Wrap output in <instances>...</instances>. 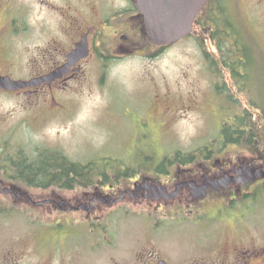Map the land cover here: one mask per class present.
<instances>
[{
    "label": "flooded vegetation",
    "instance_id": "1",
    "mask_svg": "<svg viewBox=\"0 0 264 264\" xmlns=\"http://www.w3.org/2000/svg\"><path fill=\"white\" fill-rule=\"evenodd\" d=\"M113 1L0 0V75L54 77L0 94L62 113L97 64L104 74L128 55L167 48L149 42L135 0ZM162 103L149 110L154 122H169L171 103ZM245 111L215 122L195 148L149 163L150 172L141 161L100 166L6 140L0 211L19 207L32 226L25 234L0 229V264H264V132L255 129L264 122H240ZM48 151L82 172L61 180L18 173L15 160Z\"/></svg>",
    "mask_w": 264,
    "mask_h": 264
},
{
    "label": "rangeland",
    "instance_id": "2",
    "mask_svg": "<svg viewBox=\"0 0 264 264\" xmlns=\"http://www.w3.org/2000/svg\"><path fill=\"white\" fill-rule=\"evenodd\" d=\"M222 1L247 46L246 56L240 58L239 80L222 61L211 67L208 60H221L223 55L199 21L191 35L158 54L148 50L128 55L110 64L104 74L97 64L65 112L43 114L41 107L28 108L25 98L0 94V147L8 144L6 140L10 146L36 148L29 153L55 147L74 158L93 157L100 166L141 161L143 172H150L149 163L160 162L174 150L192 149L207 132L217 130L215 122L230 121L234 113L247 110L248 120L256 122L257 111L264 107V0ZM114 3L129 6L125 0ZM226 35L230 41L237 38L230 28ZM222 40L224 52L230 43ZM218 83L225 85L221 95ZM165 99L171 103L165 117L169 122H154L149 110L163 109ZM19 211L13 205L1 209L0 229L25 234L32 224ZM178 234L184 236L180 230Z\"/></svg>",
    "mask_w": 264,
    "mask_h": 264
},
{
    "label": "trees",
    "instance_id": "3",
    "mask_svg": "<svg viewBox=\"0 0 264 264\" xmlns=\"http://www.w3.org/2000/svg\"><path fill=\"white\" fill-rule=\"evenodd\" d=\"M226 5L222 0H211L207 5L206 9L203 11L201 18L198 19L203 24L204 29H207L212 33L214 40L216 41L215 45L220 52L222 53L221 60L217 59H209V53L205 51V56L208 58V62L211 67H216L219 61H222L223 65L232 71L233 77L237 80L240 78V67L241 60L243 55L246 56L247 46L243 43L244 34L238 29H235L231 20L228 11L226 10ZM230 28V31L237 37L228 40L229 36L226 35V29ZM223 33V34H222ZM225 37L227 42L230 43V47L227 50H224L222 38ZM215 69V68H214ZM213 69V70H214ZM219 83L216 85V91L220 90ZM224 89L221 91L223 92ZM230 102L231 99L227 98ZM259 105V104H258ZM260 106V105H259ZM258 119L256 122H264V107H262L261 113L257 111ZM250 113L249 111H245L244 115L241 114L239 116L240 122H255L253 119L248 120ZM252 118V116H251ZM258 125V124H257ZM256 130L264 132L263 127H256ZM261 137L260 134L257 135ZM60 151H48L44 153H39L34 158L22 157V159L15 160V165L17 167L18 173L24 175L25 177L32 180H52V179H63L71 177V174L75 172H82V170L75 169L73 167L74 163L65 160L63 157H59ZM68 163L70 166H65L64 164ZM70 163V164H69Z\"/></svg>",
    "mask_w": 264,
    "mask_h": 264
},
{
    "label": "water",
    "instance_id": "4",
    "mask_svg": "<svg viewBox=\"0 0 264 264\" xmlns=\"http://www.w3.org/2000/svg\"><path fill=\"white\" fill-rule=\"evenodd\" d=\"M209 0H135V6L143 15L144 27L149 40L160 46L173 44L193 32L197 15ZM63 69L53 75H61ZM50 81L54 79L45 78ZM14 80L0 76V89L15 90L28 85L41 83Z\"/></svg>",
    "mask_w": 264,
    "mask_h": 264
}]
</instances>
